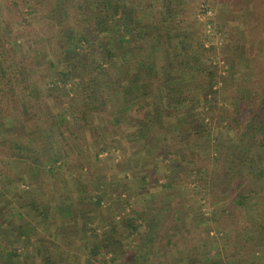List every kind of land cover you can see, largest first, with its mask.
Returning a JSON list of instances; mask_svg holds the SVG:
<instances>
[{
    "label": "trees",
    "instance_id": "obj_1",
    "mask_svg": "<svg viewBox=\"0 0 264 264\" xmlns=\"http://www.w3.org/2000/svg\"><path fill=\"white\" fill-rule=\"evenodd\" d=\"M183 1L165 0V19H160L167 23L177 16ZM152 6L148 8L134 0H51L41 4L42 22L53 44L44 56L28 55L24 59L19 49L15 50L17 41L0 36V147L6 156L1 161L0 177H13L17 182L12 186L17 189L13 197L22 200L32 194L30 201H20L19 206L0 204V248L11 247L6 256L21 255L17 245L29 237L28 240H33L35 254L32 264L34 261L66 263L72 234L65 231L71 232V228L56 235L68 238L67 248H63L52 232L45 235L35 229L34 233H29L25 229L29 222L25 216L35 211L37 218L47 219L41 206L47 201L63 199L65 193L56 181L62 174L61 169L72 170L76 174L72 176L74 183L82 186L90 171L81 168L79 163L85 152L78 151L75 144L84 138L85 129L95 124L102 126L100 136L105 138L104 142L108 141L96 152L98 159L100 153L123 148L117 142L120 136L144 144L155 137L161 146H168L175 140L176 134L170 131V123L174 122L178 131L174 129L177 139L172 153L183 159L173 170L191 168L196 175L193 182H204L214 203L221 206V217L237 207L248 208L258 215V227L264 228V217H261L264 213V77L247 78L244 86L233 84L228 90L232 91V96L225 97L222 91L234 76L235 59L231 58L226 71L221 72L212 55L216 47L207 46L201 35L190 39L181 30H161L151 17L147 19ZM41 50L44 47L35 51ZM236 52L233 51L236 60L243 61L244 52L239 56ZM13 82L28 96V101L22 104L23 120L14 109ZM56 94L60 101L68 103V110L58 109L53 115L55 120L47 116L43 125L37 127L38 131L32 129L30 121L39 112L31 113V110L47 109L48 99L57 98ZM69 117L73 124L62 131ZM95 119L100 124L95 123ZM126 120L131 121L133 128L121 127ZM215 128L224 129L214 134ZM81 144L86 150L85 143ZM11 162L15 164L16 176L8 175L6 170L12 167ZM42 175L55 178L47 191L42 190L45 183L40 181ZM85 183L89 187L88 178ZM5 184L9 192L10 183ZM102 199L99 196L97 201L92 199L91 202L101 206ZM23 205L30 207V213L22 212L26 207L21 208ZM60 209L62 212L70 210L69 207ZM16 218L19 223L15 222ZM177 220L183 226L176 225L175 233L166 231L167 235L162 236L166 241L162 239L161 248L166 252L172 245V236L180 234L182 238L186 234L183 213ZM133 221L134 218H129L124 223L114 218L102 226L100 233L97 227H88L94 239L85 250L86 264H152L158 230L151 227L145 242L139 240L128 247L126 241L139 233V226ZM10 230H18L13 239L6 234ZM85 231L83 228L82 232ZM239 234L243 241L235 245L233 256L242 254L254 238L249 233ZM252 248L255 251L254 246ZM2 254L0 251V258ZM165 255L170 260L169 255Z\"/></svg>",
    "mask_w": 264,
    "mask_h": 264
},
{
    "label": "rangeland",
    "instance_id": "obj_2",
    "mask_svg": "<svg viewBox=\"0 0 264 264\" xmlns=\"http://www.w3.org/2000/svg\"><path fill=\"white\" fill-rule=\"evenodd\" d=\"M49 1L51 0H0V36L5 40L17 41L18 46L15 50L19 49L24 59L28 55L44 56L53 46L40 14L41 4ZM134 1L137 3L141 1L148 8L153 5L150 8L151 13L148 10L147 19L151 17L153 23L161 30L171 32L181 30L188 38L201 35L206 40L207 46L216 47L212 49V55L215 56L214 63H218L221 72L226 71L227 62L231 58L235 59L234 76L229 78L228 89L223 88L224 91H222L225 97L232 96V91L228 90L232 89L233 84L244 86L247 84V78L258 80L264 77V0H184L181 4V12L171 17L167 23L160 19V17L165 19L163 16L165 0ZM205 9H208L207 13L204 12ZM154 16L158 18L157 21ZM41 46L44 50L35 51ZM234 50H237L235 54L238 56L244 52L245 59L236 60ZM11 86L16 91V94L12 96L14 109L17 111V117L23 120L22 104L28 101L27 93L24 94L21 91V86L17 82L11 83ZM58 93L60 95L61 92L58 90ZM56 96L57 98L48 99L47 109L42 106L43 110H40V107L31 110V113L39 112V115L30 121L32 129L38 131L37 127L43 125V120L48 119L47 116L54 117L58 109L59 111L68 110V103L62 100L61 102L57 94ZM32 104L33 101L29 102V105ZM52 117L51 119H56ZM95 120V123L100 124L97 119ZM130 122L123 121L121 127L133 128ZM173 123H170L172 127L170 131L173 135H177L175 131L178 130L174 128L175 123ZM72 124L73 121L69 117L61 130H66ZM221 129L224 128H215L214 134ZM100 131H103L102 126L97 127L96 124L86 128L84 138L75 144L78 151L85 152L80 159L81 168L90 171L85 181H82V186L77 187L74 183L72 176L76 174H73L72 170L68 172V169L67 171L61 169L62 174L56 181L65 193L63 199L47 201L41 206V211L47 213V219L37 218L38 213L35 211L32 215L25 216L29 220L25 229H28L27 231L31 234L38 229L37 231L41 234L46 235L52 232L56 236L59 231L71 228V232L65 231L72 236L68 241L70 256L64 264H86L85 250L94 239L88 227H97V233H100L102 226L108 225L114 218L124 223L127 219L134 218V224L139 226V233L134 234L133 239L126 241L128 247H133L139 240L141 243L145 242V236L151 231V227H155V231L158 230L152 264H181L182 262L183 264H199V262L201 264H264V228L258 227L256 223L258 215L248 208L246 210L237 207L234 211L232 210V213H226L221 217V206L214 203L204 182L197 184L193 182V180L196 182L194 179L196 175L191 168L185 166L180 172L173 170L176 166L179 167L183 159L181 155L172 153L176 135L175 140L170 141L168 146H161L160 140L155 137L144 144L138 140L131 141L120 136V140L116 141L123 148H112L100 153L97 159L96 152L108 144V141L104 142L105 138L100 136ZM166 131L168 132V129ZM83 142L86 150H83L81 144ZM5 159L6 156L0 147V167L1 161ZM11 163L12 167L9 166L6 170L8 175L16 176L15 164ZM87 178L90 182L89 187L85 183ZM13 180V177L10 179L0 177V204L3 207L19 206L26 200L32 199V194L25 196L22 200L13 197L17 193V189L12 187L17 182ZM40 181L45 182L42 190L47 191L55 178L51 175H42ZM7 182L10 183L9 192L6 191L5 186ZM85 187L88 188L84 192ZM119 193L122 195L119 196ZM99 196L103 197L101 206L91 202L92 199L97 201ZM63 207H69L70 210L60 211ZM29 209L30 207L26 206L22 212L30 213ZM182 213L185 219L183 231L186 234L182 238L180 234L177 237L172 236V245L168 249L169 252H166L161 248L162 239L166 241V237L162 236L167 235L166 231L175 233L176 225L183 226L177 220ZM261 214V217H264V213ZM15 222L20 221L16 218ZM83 228L84 231L87 230L82 232ZM8 233L10 239H13L15 235L17 236L18 230H10L6 232ZM239 233L244 236L249 233L254 238L252 237L253 241L250 245H246L242 254L233 256L235 245L243 241L239 239ZM56 237H58L57 243L67 248L68 238L60 235ZM28 238L18 243L17 250L21 253L18 257L6 256L11 247L8 249L1 247L3 256L0 258V264H32L34 246H32V238L30 240ZM195 245V248L199 250L193 248ZM166 253L170 260L165 258ZM195 259L200 261L197 262ZM33 264H38V261H34Z\"/></svg>",
    "mask_w": 264,
    "mask_h": 264
}]
</instances>
